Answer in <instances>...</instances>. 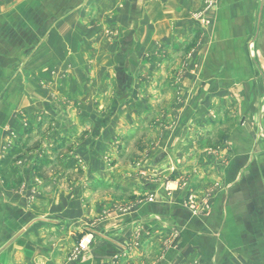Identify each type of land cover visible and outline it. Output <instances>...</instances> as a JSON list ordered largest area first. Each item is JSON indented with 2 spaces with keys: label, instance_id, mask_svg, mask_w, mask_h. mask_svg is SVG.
<instances>
[{
  "label": "rangeland",
  "instance_id": "obj_1",
  "mask_svg": "<svg viewBox=\"0 0 264 264\" xmlns=\"http://www.w3.org/2000/svg\"><path fill=\"white\" fill-rule=\"evenodd\" d=\"M161 3L164 14L158 12ZM18 75H25L26 85L27 75H39L41 90L49 81L43 75H52L48 91L52 105L35 117L21 107L20 128L10 132L1 154L3 177L11 176L12 161L36 150L35 155L41 153L34 156L36 175L58 177L69 191L72 183L92 170L91 153L83 154L91 159H82L74 140L95 131L78 128L71 120L99 116L103 127L109 123L102 120L113 101L122 110L124 105L150 103L146 97L157 87L166 92L177 89L184 75H204V81H192L193 87L206 88L202 98L211 105L196 120H204L205 126L195 124L190 133L212 164L219 161V153L224 154L221 163L225 164L232 159L233 136L242 130V122L244 129L249 126L250 137L264 146V0H0V101L2 92L11 99L14 89L21 92L23 79ZM91 92L99 93L100 108L94 103L88 113L84 103ZM118 114L124 115L116 113L112 140L104 144L113 155L105 154L98 161L101 173L133 164L150 146L140 142L141 136L155 129L123 128ZM36 136L40 138L32 144L22 140ZM201 136L209 137L203 145L197 142ZM184 173L169 174L166 183L179 182L185 189ZM108 176L97 182L114 188H101L100 194L127 197L121 177ZM188 191L183 208L199 213L197 194ZM129 208L122 198L116 206L122 213ZM202 208L207 211L205 205ZM85 235L92 237L90 226L72 233L62 264H77L89 253L92 245L81 254L75 251Z\"/></svg>",
  "mask_w": 264,
  "mask_h": 264
},
{
  "label": "crops",
  "instance_id": "obj_2",
  "mask_svg": "<svg viewBox=\"0 0 264 264\" xmlns=\"http://www.w3.org/2000/svg\"><path fill=\"white\" fill-rule=\"evenodd\" d=\"M159 9L164 14V7ZM20 76L21 92L14 89L12 99L1 94L0 158L10 132L20 128L21 107L33 117L51 110L52 75H43L49 81L42 90L37 86L39 75H27V85L25 75ZM203 76L184 75L178 88L168 92L157 84L156 93L146 97L150 103L124 105L122 110L113 101L102 120L109 123L103 127L99 116L72 119L78 128L95 131L81 140L73 138L82 159H91L84 157L85 152L93 158L91 174L72 183L69 191L58 177L36 175L34 156H41L35 155L36 150L12 161L11 176L0 174V264H62L73 242L72 233L89 226L93 244L77 264H264V146L250 137L249 126L244 129L242 122V130L233 136L229 162L221 163L224 154L219 153V161L212 164L200 151L202 146L196 145L190 127L205 126L204 120H196L211 107L202 98L206 88L193 87L192 81H204ZM98 94L91 92L84 103L88 113L94 103L100 108ZM121 111L124 115L118 118L122 116L123 128H155L141 136L140 142L150 146L135 163L109 173L104 168L107 173H101L98 161L112 154L104 144L112 140L110 131ZM22 138L32 144L40 137ZM208 138L201 136L197 142L203 145ZM173 172L187 173L185 189L179 182L166 183ZM105 174L122 179L120 187L127 197L100 194L101 188H114L97 182ZM187 189L197 194L202 205L199 213L183 208ZM121 198L130 207L123 213L116 209Z\"/></svg>",
  "mask_w": 264,
  "mask_h": 264
},
{
  "label": "built area",
  "instance_id": "obj_3",
  "mask_svg": "<svg viewBox=\"0 0 264 264\" xmlns=\"http://www.w3.org/2000/svg\"><path fill=\"white\" fill-rule=\"evenodd\" d=\"M193 197H189V204L191 205V208L193 207ZM93 244V239L90 235H85L82 236L81 239L79 240L77 247H76V253L81 254L83 252H86L89 247Z\"/></svg>",
  "mask_w": 264,
  "mask_h": 264
}]
</instances>
